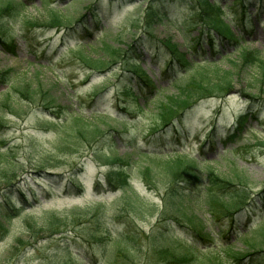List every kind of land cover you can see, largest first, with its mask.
Returning <instances> with one entry per match:
<instances>
[{"label":"rangeland","instance_id":"374dc122","mask_svg":"<svg viewBox=\"0 0 264 264\" xmlns=\"http://www.w3.org/2000/svg\"><path fill=\"white\" fill-rule=\"evenodd\" d=\"M187 1L184 6L162 0L164 22L149 27L144 21L149 0H0V9L7 2L19 5L17 16L0 12V34L15 41L13 48L0 46V169L5 170L0 174V209L7 213L8 203L18 209L0 233V259L17 240L32 243L30 229L42 238L20 246L12 264H211L217 259L237 264L234 253L264 248V195L255 199L264 189V146L257 144L264 140V113L249 120L253 130L237 141L226 139L238 115L264 101V74L256 60L242 56L245 52L248 59L257 55L264 61V8L255 9L264 7V0H244L242 24L224 8L239 0ZM212 4L224 13L219 15ZM80 17L84 19L77 25ZM207 18H221L230 26L229 38L237 41L210 44L203 38L191 47L198 27L209 33ZM183 60L188 67L180 66ZM132 64L147 79L137 77ZM224 75L230 90L199 100L181 118L188 137L165 142L146 138L160 124L159 107L178 95L179 86L197 78L206 88ZM46 98L54 100L49 111L41 105ZM69 113L83 121L65 120ZM82 124L104 132L88 142L79 134ZM108 149L110 160L128 163L133 190L154 211L162 205L163 185L149 190L137 179L145 169L156 168L155 159L139 151L183 152L202 170L211 167L240 183L247 196L255 197L246 230L234 236L225 228L212 243L203 244L174 225L164 247L157 246L148 237L155 217L145 212L143 220L133 218L126 191L103 183L105 173L120 166L93 157ZM38 170L50 175L40 177ZM70 179L82 188L73 187ZM189 212L200 219L208 216L198 205ZM96 217L103 218L104 229ZM54 229L60 233L45 237Z\"/></svg>","mask_w":264,"mask_h":264},{"label":"trees","instance_id":"16d2710c","mask_svg":"<svg viewBox=\"0 0 264 264\" xmlns=\"http://www.w3.org/2000/svg\"><path fill=\"white\" fill-rule=\"evenodd\" d=\"M176 1L179 5L183 3L184 6V2H188L187 0H170V2L174 4H176ZM243 2L244 0H239L237 4H226L224 7L232 10L235 14L234 19L238 18L237 20L241 24L243 21L242 15L247 8ZM7 3L8 4L4 5L0 9V12H8V14L12 17L19 15L18 3ZM212 5L219 15L224 13L223 9H220L218 4ZM164 7L165 6L164 3H162V0H149L148 4H146L144 15V21L149 27H152L155 23L161 24L164 22V19L162 18V11ZM236 9L239 10V14ZM81 19H84V17H80L76 21L77 25L80 23ZM97 21L99 25L101 21L100 18H98ZM207 21H209V23H207L210 34L208 32H204L203 30H199L198 27L197 36L193 37V39L189 41L191 47L198 45L203 38L206 43L210 44H212L211 41L214 42V40L217 39H228L232 40L231 42L233 43L237 41L236 39L233 40L229 38V36L232 37L230 26L223 23L221 18H207ZM196 25L197 23L190 22L191 27L194 28ZM172 26L178 28L175 24ZM14 42L15 41L13 39L9 40L7 37L0 34L1 47L13 48L15 45ZM178 53H176V55ZM242 56L244 61L256 60L258 69L262 74H264V61L260 57L257 55H251L248 59V55L245 52ZM179 63L182 67L189 66V62L187 60H183ZM131 68L130 69L137 77L140 79H147L140 73V71H138V67L136 65L132 64ZM206 86L207 87L204 88L201 80L197 78H192L186 84L179 86L178 95L167 98L165 104L159 107L157 116L160 119V124L153 126L146 138L149 137L148 139H151V141L165 142L168 137H170L173 141L188 137L190 131L183 129L180 122L182 120L181 118H184V116L187 115V112L193 108L199 100L215 95H224L226 91L230 90L231 82L226 75H224L222 81L215 82L214 85L208 84ZM248 97L254 98L251 95H248ZM53 101L54 100L52 99L46 98L44 103L41 104L44 110L49 111V109L54 108L52 105ZM15 108H17V105H15ZM18 112L19 109L15 111V113ZM51 113L54 114L53 111H51ZM260 113H264V101L260 102L258 108H254L252 106L247 107V109L236 118L233 128L226 134V139L235 142L241 138L244 131L248 132L253 130L252 126L248 125V122L251 118L257 119ZM72 115L73 113H69V115H66V119H61L60 116H56V118L58 121L64 119L69 121L70 118H74ZM68 116H70V118ZM74 120L78 122V124L83 121V119L80 120L79 118H74ZM52 122L50 121L52 125L59 124ZM1 125L2 124L0 123V126ZM78 131L80 132L79 134L83 135L84 139L88 140V142L94 141V139L98 138L104 132L103 130H100L98 126L85 124H82ZM212 133L207 136L209 140L212 139ZM257 144L264 146V140H258ZM133 148L138 149L137 147ZM110 152L111 150L108 149L104 153L101 151L93 153V157L97 160H105L104 162L110 164H120L118 168H112L105 173L103 176L104 183L108 189H121L122 191H126L128 209L133 214V218L143 220L145 218V212H149L148 214L150 216L155 217L154 224L148 234V237L151 242L154 244L156 243L157 246H163L168 242L169 238L172 237V228L174 225L182 226L188 229L192 236L197 238L203 244L212 243L215 235L222 233L225 228L228 229V232L233 231L237 233L239 230L246 228V222H248L251 218L249 212L252 203L255 202L254 198L256 197V202H258L259 200H262L261 197L264 195V189H262L255 195V197L247 196L246 190L239 188L242 186L240 183L222 177L211 167L205 166V170H202L197 166L192 157H189L183 152L175 151L171 153L159 154L152 153L151 151H139L140 154L153 157L155 159L154 163L156 168L154 169L155 171L148 168L145 169L142 173H140L141 175L137 179L149 190L152 188H162L163 185V192L161 193L160 198L162 205L159 209L154 211L151 210L146 202L139 198L135 190H133L130 183L131 174L128 167L129 165H127L128 163L110 160ZM3 173H5V170L0 169V174ZM36 174L40 177L50 175L40 170H38ZM70 182L73 187L79 189L82 188L81 184L79 181H76V179H70ZM5 185L12 186L13 183H7ZM98 185L99 183L97 181L95 186L97 187ZM11 204L12 203H8L9 208L7 209V213L0 209V233L7 231L8 221L18 212V209ZM197 205L207 213V217L200 219L192 212H189L192 206ZM103 212L104 210H101V213ZM97 222L103 229L105 228L106 223L102 217H100V221L96 217V223ZM53 225L54 223L52 225L49 224L48 226L49 228H52ZM128 226L129 223H127L126 227ZM260 229V234L264 239V225L261 226ZM104 231L105 233L107 232L106 230ZM58 232L60 233V230H55L45 237H49ZM127 232L129 231L127 230ZM29 234L31 238H34V241L29 243L22 239L17 240V245L11 248L6 257L0 259V264H12L15 258L14 256L17 254V250L20 246L27 244L28 247H30L34 242H36V238H42L38 237V233L32 232L31 229ZM127 238L132 241V239H130L132 236L127 234ZM165 254L166 253L164 251L163 257H167ZM234 255H239V257L235 259V263L237 264H248L247 262L252 261H254L253 264H264V248L246 252L241 255L240 253H234ZM257 255H259V258L255 257ZM211 264H223V261L217 259Z\"/></svg>","mask_w":264,"mask_h":264}]
</instances>
